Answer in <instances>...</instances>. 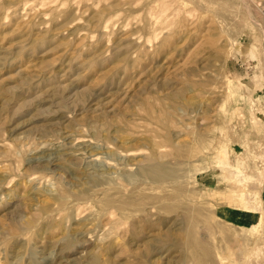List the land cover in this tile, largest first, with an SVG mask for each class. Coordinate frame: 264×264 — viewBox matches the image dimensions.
I'll use <instances>...</instances> for the list:
<instances>
[{
    "label": "rangeland",
    "instance_id": "374dc122",
    "mask_svg": "<svg viewBox=\"0 0 264 264\" xmlns=\"http://www.w3.org/2000/svg\"><path fill=\"white\" fill-rule=\"evenodd\" d=\"M0 264H264V0H0Z\"/></svg>",
    "mask_w": 264,
    "mask_h": 264
},
{
    "label": "bare ground",
    "instance_id": "6f19581e",
    "mask_svg": "<svg viewBox=\"0 0 264 264\" xmlns=\"http://www.w3.org/2000/svg\"><path fill=\"white\" fill-rule=\"evenodd\" d=\"M127 161V160H126ZM129 161H127V165H132L131 163H128ZM143 170V169H142ZM147 171V170H146ZM148 171H149V169H148ZM158 174V173H157ZM140 176V175H139ZM144 179V178H143ZM94 183L95 184H97V185H99V181H94ZM88 185V184H87ZM106 190V189H105ZM89 191L90 190H85L84 192H82L81 194H79V195H72L71 197H72V200L71 201H69V202H66L65 203V201L64 200H61V199H59V198H57V197H55V196H47V197H45L44 199L45 200H42L43 202V205L41 206V211H42V213H44L45 215H44V217L43 218H46V217H48V216H50V214L51 213H49L48 214V211L51 209V203H56V204H58V207H59V210H63V209H65L66 207H69V206H73V205H75L76 206V208H75V212L77 213V215L81 212V208L82 207H79V205H78V207H77V204H79L80 202V200H82L83 198H84V200H89L90 199V197H92V195H91V193H89ZM103 191V190H102ZM150 191V190H149ZM151 192H152V190H151ZM133 193V192H132ZM137 194V193H136ZM94 195V194H93ZM96 195V194H95ZM94 195V196H95ZM116 195L117 194H115V193H110V194H107L105 197H104V199H102V204H103V208H104V214H107L108 212H110V214L111 215H113L114 214V212L113 211H110L112 208H114V209H130V207H131V199H129V200H126L127 198H130L129 196H127V198L125 199V201L124 202H120L117 198L118 197H116ZM84 202H86V201H83V204H84ZM88 202V201H87ZM82 203V202H81ZM82 204V205H83ZM133 205V204H132ZM81 206V205H80ZM52 212V211H51ZM74 212V213H75ZM83 213V212H82ZM81 213V214H82ZM43 216V215H42ZM102 217V216H101ZM101 217L99 218V219H93L94 220V224L92 223V222H89L88 224H93V227L94 226H98L99 224H100V219H101ZM42 218V219H43ZM83 219V221H86V220H88L87 218H82ZM40 223H41V221H39ZM37 222L35 221V220H27L26 221V226H27V228H36V226H37ZM84 228V227H83ZM77 233V232H76ZM80 233V235L82 234L81 232H79ZM78 235V234H77ZM75 236V235H74ZM83 236V235H82ZM79 241H81V239L79 238L78 239ZM105 240V239H104ZM75 243H77L76 241H75ZM82 244H84V242H82ZM96 248V247H95ZM105 248H107V249H112V245H104L102 248H99V250H98V252H102ZM106 250V249H105ZM84 251V250H83ZM83 253V252H82Z\"/></svg>",
    "mask_w": 264,
    "mask_h": 264
}]
</instances>
